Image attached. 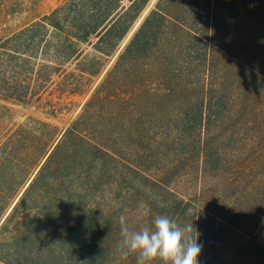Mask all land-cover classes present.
<instances>
[{
  "label": "trees",
  "instance_id": "1",
  "mask_svg": "<svg viewBox=\"0 0 264 264\" xmlns=\"http://www.w3.org/2000/svg\"><path fill=\"white\" fill-rule=\"evenodd\" d=\"M150 1L64 0L12 28L0 0L1 101L55 118L46 94L82 92L115 57L68 128L23 116L0 139V264H136L121 217L157 215L191 223L198 264H264V0L142 17Z\"/></svg>",
  "mask_w": 264,
  "mask_h": 264
},
{
  "label": "rangeland",
  "instance_id": "2",
  "mask_svg": "<svg viewBox=\"0 0 264 264\" xmlns=\"http://www.w3.org/2000/svg\"><path fill=\"white\" fill-rule=\"evenodd\" d=\"M63 1L64 0H12V2H16L18 4L19 10L16 16H14L13 18H7L6 25L13 28L22 26L28 22L36 21L49 14ZM155 1L156 0L150 1L142 17L153 6ZM138 23L134 26L132 32L135 30ZM85 50L86 52L83 59L86 61L90 59V57L93 55V52L88 46L85 47ZM114 58L115 57L102 59V64H104V67H106L104 72L97 78L92 79L90 83L86 85V88H84L82 92L69 94L61 91L58 86H55L46 94L44 100L46 102L50 101L52 102V104L55 103L54 105L60 109L55 118L47 115V107L24 110L20 107L0 100V139L5 136V133L7 131L12 130L14 126L22 120L23 116H32L43 119L57 126L59 129L68 128L70 124L78 117L79 113L81 112V108L91 96L93 89L99 83ZM250 182L252 181L250 180ZM255 183L253 182L252 185ZM252 233V236L256 240V242L264 246V213L263 216L259 220H257L255 226H253Z\"/></svg>",
  "mask_w": 264,
  "mask_h": 264
},
{
  "label": "clouds",
  "instance_id": "3",
  "mask_svg": "<svg viewBox=\"0 0 264 264\" xmlns=\"http://www.w3.org/2000/svg\"><path fill=\"white\" fill-rule=\"evenodd\" d=\"M192 230L191 223L181 227L165 215L153 217L149 227L138 231L120 220L124 255L136 254V264H151L156 258L163 264H198L202 245L187 235Z\"/></svg>",
  "mask_w": 264,
  "mask_h": 264
}]
</instances>
